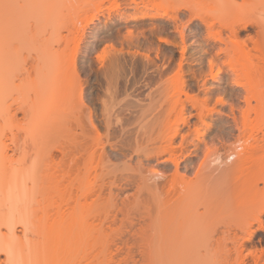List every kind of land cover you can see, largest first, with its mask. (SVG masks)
I'll use <instances>...</instances> for the list:
<instances>
[{"label": "bare ground", "instance_id": "obj_1", "mask_svg": "<svg viewBox=\"0 0 264 264\" xmlns=\"http://www.w3.org/2000/svg\"><path fill=\"white\" fill-rule=\"evenodd\" d=\"M75 1L78 3V0H0V5L7 3L9 6V8L6 6L5 10H3L5 5L0 6V21L4 19L2 18L4 14L38 21L52 16L56 13V10L58 13L62 12V14L67 10L70 12L69 10L73 9L72 6L75 5ZM90 2L93 3L94 1ZM121 2V6L118 5L119 3L115 4L119 15L125 16L130 13V16L139 17L143 21L146 19H160L166 23H171L175 26L182 45L186 40V24L198 21L200 28L202 27L203 30V34L200 35L202 39L201 47H203L202 56L209 57L208 67L210 73L216 68V75L215 77L212 76V79L215 80L218 74H224L228 80L225 89L237 91L236 99L241 103V105H230L228 113L225 114L228 122L224 126L222 124L219 129L217 128L218 133L215 140L217 139L220 142L221 146L219 148L214 144V139L205 142L203 138H200L197 142H191V146L187 147L188 143L186 144L188 137L200 133L196 128V122H203L204 113L209 103L208 98L201 101L197 96L198 99L195 96L185 95L186 99L182 100L177 95L178 98L175 97L174 100V96L170 98L164 96L165 99L161 98V103H159V99H153L155 96L149 94L148 96H151L149 98L146 95L147 103L149 102L152 107L155 106L150 107L151 110L149 106L147 108L143 107L146 105L141 106L139 104L140 100H138V104L141 106L138 107L144 108L145 111L148 109L149 116L152 117H148L150 118L149 121L147 120L148 122L143 120L146 121L145 125H142L144 123L141 120L147 116L144 117V114L148 112L142 113V116L140 111L143 112L144 110H140V108L137 114L143 118L139 120L137 116L136 122L138 120L140 124L142 122L141 126L138 127L139 122L137 125L135 122L134 125L129 123V121H134L133 115L138 104L130 107L133 111L129 109L133 118L122 114L118 116L122 115V117L131 119L119 118L116 121L119 122L121 119L120 124L116 123L122 127L120 134L122 142L119 141L120 144L122 143V146L120 145L121 156L124 158L129 157V159L136 158L133 165L128 164V167L123 165L128 168L130 173V175L127 174V169L122 168L123 176L128 175L122 177L124 185L126 188L133 185L134 191L130 195L124 193V198L121 200V206L118 207V210L123 214L124 222L129 224V227L137 220L142 222L140 230L146 231L145 234L141 233L139 236L136 234L137 237L134 238V242L141 247L139 249H142L139 264L140 262L141 264H264V248L257 249L256 246H253L252 249H245V243L250 242L257 232L264 233V207L258 199L263 194V190L259 188L258 183L262 182L264 184V175L249 166L261 157L259 153H262L264 149V0H121ZM95 3L97 2L93 4ZM209 6H214V8L209 11L205 10ZM93 7L98 11L100 4L98 6L95 4ZM215 10L219 12L217 16L214 13ZM232 10L235 11L236 15L232 19H225V15ZM180 15L187 18H185L187 21L185 24L182 23ZM209 17H212V19L209 20ZM216 25H218V29L214 30ZM32 38L33 36L26 37L27 44L31 42ZM12 49H15L12 51L17 53L18 48L16 46ZM182 53L184 55L183 51ZM50 54L43 50L41 54L37 55V64L34 66L36 75L33 77L34 80L32 79L30 82L32 83L31 89L36 90L34 91L35 94L46 92V98L57 97L63 101L70 100L73 93L75 94L74 91H77L75 90V78L72 75V77L68 75L64 78H62L63 75H61V78L57 76L59 79H55V76L51 78L53 70L51 69L52 62L49 59ZM199 60L201 61V59ZM146 66L148 67L147 64ZM146 66L143 67L145 71ZM66 72L70 74L71 71ZM195 72L196 70L193 71V75ZM182 73L180 65L177 72L168 77L169 79L166 82H163L164 86L182 85ZM80 91L82 90L80 89ZM78 93L80 94V92ZM129 95L133 94L130 93ZM163 95H165V92ZM160 97L163 96L160 94ZM152 100L156 101L152 102ZM154 102L159 104H154ZM132 103L135 104L136 102ZM127 104L129 106L130 102H127ZM186 104L191 107L192 113L187 110ZM128 106L126 108H129ZM122 108L119 109L120 113L126 110ZM129 110L127 109L126 113ZM67 114L64 116L62 113L58 114L60 117H64L62 119L64 124H61L63 123L61 121L59 125L64 126L65 122H68L65 118L69 119L70 114ZM173 115L175 117L172 121L173 118L171 117ZM186 115L192 116L196 120L192 124V128L189 126V117L187 118ZM74 121L76 122V119ZM88 121L91 127H89L90 131L88 129L87 132L92 133L91 129L96 132V125H94L91 117ZM73 123L69 121V125ZM108 124H104L106 129L109 126ZM147 124L148 128L146 127ZM67 125L68 128L69 125ZM78 125L79 123L76 126ZM79 126L81 129L84 127ZM136 126L138 127L137 131L135 130ZM183 126H187L185 136L180 134V129ZM129 127L133 128L129 129ZM60 128L62 129V126ZM225 128L229 131L226 132ZM147 129H151V131L147 132ZM84 132L85 136L86 132ZM70 133L74 134V131L72 130ZM227 134L232 138L231 143L228 141L230 144L224 142ZM68 135L71 136V134ZM128 135H133V140H130L131 137H128ZM178 136H180L181 141L176 144ZM127 137L130 141L126 140ZM90 138L93 139V137ZM96 139L98 140V138ZM72 140H75V136ZM95 141L93 139V141L88 140L87 142L86 139L78 146H76L77 144L70 146L73 145L71 143H74V141H70L68 148L65 147L64 149L63 147L58 150L61 156L59 155L60 158H57L60 160H58V163H54L57 166L58 173L56 170L51 171V168H49L51 172L56 171V173H51L47 169L49 174L46 173L51 176L47 177L46 173L42 172L47 177L46 180L41 175L40 178L37 176V178L31 180L24 179L22 184L19 183L13 187V202H11L16 206V209L14 210L13 207L12 212L8 214L0 213V255H4V258L0 259V264H72V262H75L71 258L73 257L70 251L72 243L79 239L89 238V235L92 237L95 230H92V225H95L91 224L92 218L88 219L92 213V206L94 205L95 208L101 200H104L101 201L103 204L99 203L101 206L97 208L100 207L102 211L103 208L106 210L114 208L112 206L114 193L110 188L112 182L109 183V186L101 185V187H97L96 191V188H93L94 184L92 191L90 189L86 190L87 188L83 190L84 188L80 187L81 178L87 176L88 173L89 167L87 166L91 163H88V161H92L91 158L96 157V154H98L96 151L99 149H97L98 147L95 148ZM127 141L132 143H127ZM98 142L100 141L98 140ZM100 144L102 145L100 142L97 146ZM94 148L97 150L94 151ZM100 149L102 150L101 153L100 150L98 151L100 153L98 156L100 159L98 160H101L103 153H105L103 147L100 146ZM127 149L130 151L126 154ZM104 156L103 158H105ZM194 158L198 160L196 163L191 162ZM46 160L45 162H47ZM49 160L51 159H48V162ZM153 160L157 161L155 166H147L144 163ZM181 163H183L182 168ZM156 166H161L164 170H156ZM54 176H57L59 181H56ZM48 178L50 181H47ZM43 180L47 181L46 185L49 182L52 183L49 185H53L56 181V184H54L56 200L52 204L50 201H45L47 199V197H44L45 194L40 196V200L36 199L32 202L30 200L33 193L38 191L44 183L41 184ZM115 182L117 183V180ZM104 186H107L106 195H103ZM73 187L77 188V194L74 196H72L73 192L71 193ZM122 187L119 188L120 191L124 190ZM72 190L74 191V189ZM237 193L247 194V198L252 197L254 199L252 209L255 210V214L253 219L243 226H240L238 222L234 223V220H230L223 224L222 228L210 230L211 225L218 219L232 217L238 219L245 215L249 205L245 200L241 205L235 206L233 197ZM91 196L96 197V199L92 201L93 203H88L87 201L92 198ZM33 202L37 206L32 205ZM97 208L94 211L98 214L100 208L98 211ZM39 212L42 216H39ZM103 212L105 214L106 211ZM108 212L106 214H109ZM36 214L39 217L34 223L32 218L37 216ZM42 219H45L46 222L41 223ZM89 220H91V223H89ZM253 224H256L255 229H253ZM16 226L20 227L19 235L16 234ZM129 227L127 228L129 229ZM2 229L4 230L3 233H1ZM29 233L38 234L42 237L44 246L40 247L34 244L32 240L30 241L28 239ZM85 235L86 237H84ZM99 236H97L98 239H100ZM100 237H103V235ZM63 242H66V244L62 245ZM97 243L100 244V240ZM83 253L86 252L83 250ZM100 253L101 251L98 254ZM76 264H78V261ZM99 264L101 263L99 262Z\"/></svg>", "mask_w": 264, "mask_h": 264}, {"label": "rangeland", "instance_id": "obj_2", "mask_svg": "<svg viewBox=\"0 0 264 264\" xmlns=\"http://www.w3.org/2000/svg\"><path fill=\"white\" fill-rule=\"evenodd\" d=\"M90 1L97 2L98 5L100 4V9L96 11L93 6L95 4L98 6L97 3L93 4L94 2L92 3ZM116 3H119L118 5L121 6L122 2L121 0H78V3L75 1V5L72 6L73 9L69 10L70 12L67 10V12L64 11L62 14V12L58 13L56 10V13L53 14L54 16L52 15L38 21L31 18L27 20L18 18L10 14H4L2 17L4 19L0 21V213L8 214L12 212L13 207L14 210L16 209V206L12 203L13 187L16 184H22L24 179L31 180L37 178V176L43 175L42 172H47L49 174V168H51V171L56 170L57 166L55 164L60 160V151L58 150L63 147L65 149L71 142L74 141V143H71L73 145L70 146L76 144V146H78L83 143V141L85 142L86 139L88 142V140L93 141L94 139L95 141V139L98 138L102 145L100 144L97 146L100 143L97 139L98 143L95 141L96 144H93L96 145L95 148L98 147L97 149L100 150V153L102 150L100 146L103 147L105 152L103 153L105 158L102 156L101 160H98L100 159L98 157L100 155L98 152L99 150L96 151L97 149H93L98 154H96V157L93 156V159L91 158L92 161H88V163L91 162L89 163L90 165L87 163V165H89L87 166L89 167V171L87 170V176L81 178L82 183H80V187L84 188L83 190L87 188L86 190L90 189L92 191V186L94 184L93 188H96V191L97 187H101V185L109 186V183L112 182L114 185L112 184L110 188L114 193V198H112V206H114V208L112 207L110 210L103 208V211H106L105 214L109 211V214L105 215L100 207V209L97 208L101 206L99 203H102L101 201L104 200H101L98 204L96 203L98 205L97 207L95 206L94 208V205L92 206V210L93 208L94 210L97 208V211L98 209L100 210L98 214L101 211L103 213L101 212L102 214L100 213L98 215L95 212L96 210H91L93 214L91 213V217L89 216L88 219L92 218V221L89 220V223L92 222L91 224H95L92 225V230H95L93 233L91 230L92 237L89 235L91 233L88 234L91 238L89 236V238H87L86 234L84 237L87 239H79V242L73 240L75 242L72 243L70 251L71 256H73L71 258L75 262H72V264H76L77 261L78 264H99V262L101 264H137L138 261H141L140 251L142 249H139L141 247L134 242V238L137 237L136 234L139 236L141 233H146V231L140 230L142 222L135 220L136 224L134 222L133 225L129 227V224L124 222L123 214L118 210L121 206V200L124 198V193L130 195V193L134 191L133 185H130L129 188L128 186L127 188L125 187L122 177L127 174L130 175L128 168H125V166L128 167V164L133 165L136 159H129V157L124 158L121 156L120 145L122 146V143L120 144L119 141L122 140L120 136L122 127L119 126V122H121V119H125L128 116L131 118L134 117V121L128 120L130 124L135 122L137 125L139 122L138 127H140L143 122L144 124L142 125H145L146 121H149L152 117L149 116L150 113L147 111L148 109H146L148 113L144 114V117L147 115L145 118L141 117L140 114L139 117L137 114L139 113V108L142 105H146L143 106L146 108L147 106H149V108L155 107H152L149 102L147 103L148 99H146V95H154L155 97H153V99H159V103H161L160 100H164L166 96L169 98L174 96V100L175 97L176 99L178 98L177 95H179L182 100L186 99L185 95L189 97L195 96V98L197 96L201 101H203L204 98H208L207 100L209 103L204 113L203 122H196L194 117L187 116L189 114L186 115L187 118L189 117V126L191 127L192 124L196 122V128L200 131V133L196 134L197 136L192 134L191 137H188L186 142V144L188 143L187 147L191 146V142H197L198 139L203 138L205 142L214 139V144L219 148L221 144L217 139V141L215 140V136L218 133L217 128L219 129L222 124L224 126L225 123L228 122L225 114L228 113L231 104L241 105L236 99L237 91L229 90L228 88L225 89L228 80L224 74H218L215 80L212 79V76L215 77L216 75V68L210 73L208 67L209 57L202 56L203 47H201L202 39L200 35L203 34V30L202 27L200 28V23L198 21L186 24V40L182 45L180 43L181 40H179L178 32L171 23H166L160 19H146L143 21L139 19V17L130 16V13H127L125 16L119 15L117 12L118 9L115 7ZM0 6H4L3 10H5L8 5L7 3H2ZM213 8L214 6H209V8L205 10L209 11ZM214 13L216 16L219 14L217 10H215ZM235 15V11L232 10L225 15V19H232ZM180 16L182 23L185 24L187 18L184 17V15ZM211 19L212 17H209V20ZM217 29L218 25L214 27V30ZM30 36H33V38L31 42L27 44L26 37ZM15 46L18 48L17 53L16 51H12L15 50L12 49L13 47L15 48ZM43 50L51 53L49 56L52 62L51 69L53 70L51 72V78L55 76V79H59L58 77L61 78V75H63L62 78L72 75L76 79H74V81L76 82L75 90L77 91H74L75 94L73 93L70 100L63 101L57 97L46 98V92H38L35 94L34 91L36 90L34 89L33 91V88L31 89L32 83L30 82L36 75L34 66L37 64V55L41 54ZM182 51L185 56L183 53L181 54ZM200 56H202V58H200ZM199 59H201V61ZM180 65L183 72L182 85L164 86L163 82H166L169 79L168 77H171L172 74L177 72ZM144 66H146V71L145 68H143ZM69 70L71 72L67 74L66 71ZM195 70L198 72H195L193 75V71ZM72 71H74V74ZM55 79L54 82L56 81ZM161 85L162 87H160ZM80 89L82 91H80ZM159 91L163 92L159 94L155 93ZM78 92H80L81 95ZM164 92L165 95H163ZM130 93L133 95H129ZM160 94L165 97H160ZM149 97L151 96H148V98ZM133 100L136 102L135 104L132 103L134 102ZM138 100H140V103ZM156 100H152V102ZM127 102H130L129 106ZM138 103L141 104V106ZM159 103L154 102V104ZM125 104L126 106H124ZM136 104L138 105L137 109H134L135 116L133 115L132 117L130 110H133L130 107H134ZM154 104L152 103V105ZM127 106L129 108H126ZM186 106L188 108L187 110H190L192 113L191 107H188L189 105L187 104ZM121 108L123 110L124 108L130 110L129 112L127 111V113L126 110L120 113L119 109L121 110ZM141 109L142 108H140V110ZM142 110L144 111H140L141 114L146 113L144 108ZM63 112L66 114L68 113L67 115L70 114L68 117L69 119H67V117L65 118L68 122H65L64 126L59 125L64 117L58 115L61 113L63 115ZM65 113L64 115H66ZM120 114L126 115V117H122V115L118 117ZM71 116L72 118H70ZM137 116L139 120L143 118L141 124L139 120L136 122ZM90 117L94 125H96V132L92 129V133L87 132L88 129L90 131L89 127H91L88 121ZM173 117L175 116L173 115L171 118ZM119 118H121L120 121L116 122ZM74 119H76L77 124L79 123V125L86 126L83 130L86 132H84L85 136L82 131L84 127L81 126V129L79 125V127L76 126L77 124H75L76 122ZM127 119L130 118H126V120ZM143 120L146 121L144 122ZM173 120L174 118L172 121ZM69 121L74 123L69 125ZM104 121H107V124L109 123L107 129L106 125H104L106 124ZM61 124H64V122ZM66 124L72 129L67 125L68 128H70L68 129ZM61 126L62 129L60 128ZM147 126L148 124L146 127ZM226 126L228 125L226 124ZM138 127L136 126L135 130ZM132 128L129 127V129ZM151 129H147L146 131H151ZM72 130L74 134L76 133L75 135L70 133ZM227 130L229 131V129L225 131L227 132ZM186 131L187 126H183L180 129V134L185 136ZM67 133L71 134L72 137H69ZM74 136L75 140H72ZM129 136L131 137L130 140H133V135H128V137ZM228 136L229 134L225 137V144H230L232 142L231 136ZM90 137H93V139ZM128 137L126 140L130 141ZM128 141L127 143H132ZM178 141H181L180 136L176 138V144L179 143ZM129 151L130 150L127 149L125 153L127 154ZM49 156L51 157L48 158ZM259 156L261 157L254 163L252 162L249 166L257 170L261 175H264V149L262 153H259ZM48 159L52 161L49 160L48 162ZM45 160L47 162H45ZM197 161L198 160L194 158L191 162L196 163ZM52 162L53 164L56 163L53 165ZM144 163H146L145 165L147 166H155L157 161H150L148 162L149 164L147 162ZM182 166L183 163H181V168ZM52 167L55 169H52ZM122 168L128 171V173L124 171L127 173L124 176ZM155 169L164 170L161 166H156ZM56 171L58 173V170ZM56 171L51 173H56ZM47 173L46 176H50ZM43 176V179L46 180L45 178L47 177L45 175ZM52 178L51 180L54 182ZM54 179L59 181L57 176H54ZM96 179L97 181L95 182ZM44 180L41 182V184L44 183L39 187L38 191H35L30 197L31 202L36 199L40 200V196L43 194L46 195L44 196L45 198L47 197L45 201H50L51 204L56 200L54 192V184H56V181L53 185H49L51 182L46 185L49 178L47 181ZM98 180L100 181L98 182ZM116 180L117 183L115 182ZM119 185L121 186L119 187ZM258 186L263 190V194H261L258 199L263 203L264 207V184L259 182ZM104 187L103 195H106L107 186ZM121 187L124 190L120 191ZM72 189H74V191ZM72 189L71 193L73 192L72 196H74L77 194V188L73 187ZM91 197V199L87 201L88 203L96 199L94 196ZM245 200L249 205V208L245 211V215L238 219L233 217L229 219H218L211 225L210 230L220 229L223 224L230 220H234V223L238 222L240 226L251 221L255 214V210L252 209L254 199L252 197L247 198V194L241 193H237L233 197L235 206L241 205ZM31 204L37 206L35 202ZM36 215L37 216L34 215L35 217L32 218L34 223L39 216H42L41 213L39 216L38 214ZM45 222V219H42L41 223ZM126 226L129 227L130 230ZM255 228L256 224H253V229ZM123 229L124 231L127 229L126 232H124ZM1 231V233L4 232L3 229ZM19 231L20 227L16 226L17 235L20 234ZM96 232H98L97 234L100 233V236L103 235L104 238L97 235ZM120 232L121 234H119ZM96 235L99 236L100 239H98ZM117 236H119L118 239ZM96 237L100 240V244L97 243L98 240L95 239ZM28 239L30 241L32 240L34 244L40 247L44 246L42 237L38 234L29 233ZM64 244H66V242L62 243V245ZM253 246H256L257 249L264 248V233L257 232L250 242L245 243V249L247 250H249V248L252 249ZM83 250L86 252L85 254ZM100 251L101 253L103 251L102 255L101 253L98 254ZM3 258L4 255H0V259L2 260Z\"/></svg>", "mask_w": 264, "mask_h": 264}]
</instances>
